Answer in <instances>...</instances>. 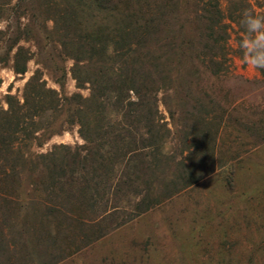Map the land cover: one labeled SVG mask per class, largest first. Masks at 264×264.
Returning a JSON list of instances; mask_svg holds the SVG:
<instances>
[{
  "label": "rangeland",
  "instance_id": "1",
  "mask_svg": "<svg viewBox=\"0 0 264 264\" xmlns=\"http://www.w3.org/2000/svg\"><path fill=\"white\" fill-rule=\"evenodd\" d=\"M35 1L14 0L25 6L20 30L31 27L36 39L21 41L32 58L25 74L15 73L12 63L0 65L1 118L10 97L16 106L24 103L37 71L60 97L90 95V85L79 88L74 78L75 60L61 52L71 37L61 31L46 41L41 25L52 31L69 23L75 27L70 36L97 33L122 42L131 24L160 14V23L173 28L182 22L207 35L213 28L212 37L183 56L161 53L165 73L140 91L141 108L126 120L141 149L121 169L103 163L115 151V142L104 138L103 148L92 145L101 164L94 170L96 164L84 161L88 144L80 126L66 124L32 148L37 155L58 153L59 180L50 181L43 160L37 171L18 163L17 171L0 177V264H264V69L253 67L241 47L249 35L243 14L264 15V0L261 7L219 0L216 23L199 21L210 9L201 0H73L72 18L67 2L52 9L38 0L32 10ZM38 10L48 13L34 24ZM140 10L148 15L134 20ZM16 15L2 8L0 32L17 30ZM63 74L64 88L57 82ZM149 91L154 124L147 117ZM55 115L49 111L37 125L46 127ZM17 147L28 152L25 142Z\"/></svg>",
  "mask_w": 264,
  "mask_h": 264
},
{
  "label": "trees",
  "instance_id": "2",
  "mask_svg": "<svg viewBox=\"0 0 264 264\" xmlns=\"http://www.w3.org/2000/svg\"><path fill=\"white\" fill-rule=\"evenodd\" d=\"M24 1L26 0H21L22 3ZM43 1L44 5L47 2L52 9L54 6L67 2V4L65 3L67 16L74 17L75 4L72 7L69 6L73 0H60L61 3L59 0ZM204 1L210 9L206 11V16L199 17V21L220 22L222 20L220 1L201 0V3ZM38 2V0L35 1L32 10L34 7L36 8ZM245 2L249 6H263L261 0H245ZM5 7H11L13 13L16 12L19 25L16 27V31L0 32V65L12 63L15 73L25 74L28 69L27 64L32 58L28 56L29 52L26 54V49L21 46V41L36 39L35 34L31 27L20 30V22L22 17H25V14H21V11L25 9L24 5L14 3V0H0V11ZM46 12L38 10L36 15L33 14L34 24L43 18ZM146 14L148 15L145 11H135L132 18L137 20L135 18L143 17ZM35 16L36 18H34ZM132 18L129 16V21ZM56 21L59 20L56 19ZM144 21L143 24H131L132 30L126 31L124 35L120 36L122 42L108 41L97 33L70 36L69 32L75 27L69 23L63 26L58 22L57 29L52 31L44 25L40 26L39 31L42 32L46 41L54 42L56 35L61 34V31L66 32L65 37L68 39L71 37L70 42L68 40L61 43L63 47L61 52L67 58L71 57L75 60L76 64L72 71L74 78L78 82L79 88L90 85V95L84 97L81 94H76L60 97L57 91L46 88V82L43 80L41 72L37 71L26 85L24 103L21 104L17 100L16 106L12 103L15 98L10 97L9 110L3 111V117H0V166H5L0 177L10 176L11 172L18 170L20 163L27 167L25 170L28 172L37 171L38 160H43L50 181L59 180L60 177H57L59 171L57 172V170L61 167V161L58 153L37 155L32 151V148L35 145L41 147L49 135L63 131L66 124L80 126V133L88 144L85 148L87 153L84 161L96 164L97 167H94L96 171L101 165L97 158V154H99L97 150L105 146L104 138H109V141L112 139L115 142L114 145H110L111 148H115V151L111 152L107 158L101 157L103 163L107 162L113 171L117 168L121 169L126 164L127 155L137 153L141 149L136 143L135 132L130 127L131 124H126V120L141 108L143 97L140 91L148 85L150 87L156 85L158 78L162 73H165V64L162 61L161 53H177L180 56L189 54L198 49L197 44L206 39L207 35L201 31L200 27L188 28L182 22L175 25V28H173V24L162 23L163 21L160 23V14L158 16L154 14L151 19ZM212 29L211 34L207 37L210 35L212 37ZM127 34L133 35V39H129ZM57 82L64 88V74L63 78H59ZM166 83L167 85L171 83L170 77H166ZM132 92L138 95L137 100L132 98ZM150 96L152 97V91H149L147 95V100L151 99L147 105L149 109L147 117L154 124L155 104L154 99ZM31 102L34 103L31 104ZM49 111L57 113V115L46 127L41 126L40 128L37 125V119L42 118ZM56 126L58 128L55 129ZM24 142L28 152L22 154L18 151L17 146ZM93 144L97 149L95 153L91 151ZM76 157L78 156L76 155ZM104 167L105 164L102 168ZM55 172L57 176L54 174Z\"/></svg>",
  "mask_w": 264,
  "mask_h": 264
},
{
  "label": "clouds",
  "instance_id": "3",
  "mask_svg": "<svg viewBox=\"0 0 264 264\" xmlns=\"http://www.w3.org/2000/svg\"><path fill=\"white\" fill-rule=\"evenodd\" d=\"M242 23L249 34L241 45L248 62L255 68L264 69V15L245 12Z\"/></svg>",
  "mask_w": 264,
  "mask_h": 264
}]
</instances>
